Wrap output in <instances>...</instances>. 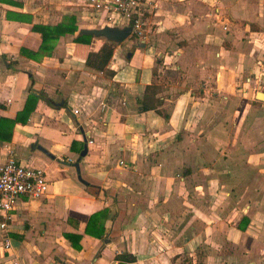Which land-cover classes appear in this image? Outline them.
<instances>
[{
    "label": "crops",
    "instance_id": "1",
    "mask_svg": "<svg viewBox=\"0 0 264 264\" xmlns=\"http://www.w3.org/2000/svg\"><path fill=\"white\" fill-rule=\"evenodd\" d=\"M15 1L0 2V117L30 92L54 103L0 139V165L11 154L49 180L0 227V264H264V0H151L147 35L113 42L106 72L85 63L104 38L77 31L22 54L71 1ZM147 86L157 108H141ZM103 209V236L84 232Z\"/></svg>",
    "mask_w": 264,
    "mask_h": 264
},
{
    "label": "built area",
    "instance_id": "2",
    "mask_svg": "<svg viewBox=\"0 0 264 264\" xmlns=\"http://www.w3.org/2000/svg\"><path fill=\"white\" fill-rule=\"evenodd\" d=\"M78 17L95 21L100 25H131L130 36L145 37L148 33L149 16L152 12L151 0H77ZM257 64H261L260 60ZM104 106L105 103H102ZM73 113L79 109L74 107ZM122 162V161H120ZM49 187L45 170L23 162L14 155H8L0 165V227L6 229L13 219L18 200L26 196L38 198L45 195ZM8 237L4 245L8 246ZM11 264H18L13 261ZM117 264V261H114Z\"/></svg>",
    "mask_w": 264,
    "mask_h": 264
},
{
    "label": "trees",
    "instance_id": "3",
    "mask_svg": "<svg viewBox=\"0 0 264 264\" xmlns=\"http://www.w3.org/2000/svg\"><path fill=\"white\" fill-rule=\"evenodd\" d=\"M0 2L9 3L13 5H17L20 3L15 0H0ZM7 17H11V11L7 10L6 12ZM14 16L17 17H11V18H17L19 20H26L31 21L30 18L21 19L19 17V14H14ZM31 28L33 30H36L41 35V41L36 50H27L23 47L20 48V51L22 54H25L32 58H39L42 55H50L53 51V48L55 46L56 41L58 38L65 34V33H74L78 29L77 19L74 14H67L63 19L56 23H32ZM92 35L82 34V35H75L74 40L75 41H81V42H88L90 41ZM114 49V43L107 41L104 39L101 46L96 51H89L87 54V57L85 59V63L88 66H91L95 69L101 70L106 72L107 71V64L108 61L113 53ZM148 86L140 99L141 108H157V104L161 101L159 97L155 96V92H149ZM45 99L47 103L53 104L51 98L47 97L43 93L35 94L30 92L27 96V99L25 101V104L23 108L16 112V115L14 118H8V117H0V139H9L11 136V130L14 126V123L16 121L25 122L30 114L31 111L34 110L36 107L37 100ZM81 150V149H80ZM106 211L103 210H97L88 216V219L85 223L84 232L87 234H90L95 237H102L104 232V221H105ZM245 217L241 219L244 220ZM71 241V244L74 248H79V239L81 237L80 234H73V233H66L65 234ZM127 259H133V256H125Z\"/></svg>",
    "mask_w": 264,
    "mask_h": 264
},
{
    "label": "water",
    "instance_id": "4",
    "mask_svg": "<svg viewBox=\"0 0 264 264\" xmlns=\"http://www.w3.org/2000/svg\"><path fill=\"white\" fill-rule=\"evenodd\" d=\"M131 25H123V26H118V25H110V24H104L100 26H82L78 27L77 29V34L82 35V34H87V35H92L95 37H103L107 41L110 42H115L119 43L126 37L130 36L131 33ZM38 147L45 152L47 155L53 157V155L43 146L38 145ZM87 151V146L86 144L83 145V149L80 151L77 159L74 162V167L77 173V177L80 181L86 183V181L82 178L81 173H80V166H79V159L82 155H85Z\"/></svg>",
    "mask_w": 264,
    "mask_h": 264
},
{
    "label": "rangeland",
    "instance_id": "5",
    "mask_svg": "<svg viewBox=\"0 0 264 264\" xmlns=\"http://www.w3.org/2000/svg\"><path fill=\"white\" fill-rule=\"evenodd\" d=\"M71 1V10H72V14H74L76 17L78 16V12H77V9L75 8V0H70ZM48 3V2H47ZM77 21L82 24L80 25L79 27H82V26H100V24L96 23L95 21H91V20H84V19H81V18H77ZM105 39V38H104Z\"/></svg>",
    "mask_w": 264,
    "mask_h": 264
}]
</instances>
